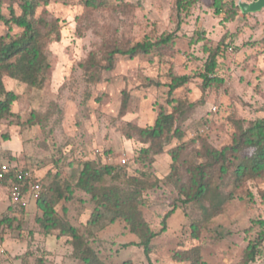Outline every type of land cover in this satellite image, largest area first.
I'll list each match as a JSON object with an SVG mask.
<instances>
[{
    "label": "rangeland",
    "instance_id": "374dc122",
    "mask_svg": "<svg viewBox=\"0 0 264 264\" xmlns=\"http://www.w3.org/2000/svg\"><path fill=\"white\" fill-rule=\"evenodd\" d=\"M10 1L4 2L6 14ZM98 1L101 6L93 7L86 6V0H49L38 8V15L58 20L61 37L48 44L50 67L42 86L4 78L7 89L18 97L10 108L14 115L0 117V163L30 170L43 184L44 194L57 175L66 196L56 210L77 225L107 264H193L176 259L179 251L188 249L196 250L198 264H237L264 227L259 223L264 220V175L236 183L231 172L223 174L216 164L208 176L210 194L201 202L184 203L181 187L188 184L190 169L205 160L197 156L203 139L222 149L232 143L234 119L264 117V8L243 15L239 9L235 19L228 20V11L239 1L253 0H197L188 14L182 13L179 24L175 0ZM14 5L20 13L17 0ZM18 31L14 27L11 33ZM164 31L175 32L165 60L158 54L153 60L118 55L114 68L103 70L97 83L86 81L81 63L92 49L103 42L156 39ZM0 32L6 34L8 28L1 24ZM226 33L217 57V75L223 82L203 92L200 73L207 48H215ZM170 67L190 77L171 99ZM126 94L129 102L122 115ZM178 107L184 110L178 115L187 146L174 168L167 149L181 141L173 140L162 153L141 154L148 144L129 133L134 124L153 126L161 108ZM89 158L116 166L99 185L136 195L142 216L158 233L149 258L128 224L110 221L111 211L78 186L82 162ZM133 175L137 181L129 179ZM223 197L217 210L212 202ZM172 209L162 230L164 216ZM16 210L18 215L7 212L0 217L11 219L4 226L12 238L27 240V253H36L38 260L55 263V238L49 241L53 252H48L43 245L46 235L36 220L41 210ZM93 212H100L99 221H93ZM65 249L61 254L68 257L70 248ZM72 263L85 264L79 258ZM251 264H264V240Z\"/></svg>",
    "mask_w": 264,
    "mask_h": 264
},
{
    "label": "trees",
    "instance_id": "16d2710c",
    "mask_svg": "<svg viewBox=\"0 0 264 264\" xmlns=\"http://www.w3.org/2000/svg\"><path fill=\"white\" fill-rule=\"evenodd\" d=\"M17 1L20 13L16 11L15 0H11L7 6L8 13L6 14L4 11L5 0H0V27L3 24L8 28L6 34L0 32V117L14 115L10 108L18 97L15 92L7 89L4 78L9 77L19 80L32 87L42 86L46 80L45 73L50 67L47 53L48 44L53 40H59L61 37L60 24L57 19L48 18L43 13L37 14L38 8L49 0ZM196 1L175 0L179 24L183 20L182 13L188 14ZM101 3L98 0H86V6L99 7ZM222 6L227 10L225 4ZM239 9L240 7L237 5L234 6L233 10L228 11V20H234ZM14 27L18 28L19 31L11 33ZM227 35L228 33L221 38L215 48H207L209 55L205 62V69L200 73L203 80V92H206L213 84L223 82V78L217 75L219 66L217 57L221 51L220 45L224 43ZM174 38V31H164L156 39L145 38L135 43L103 42L98 48L92 49L81 63L86 81L92 84L97 83L101 79L103 70L114 68L116 56L118 55L129 58L142 55L153 60L155 54H158L162 60H165ZM168 76L170 77L168 95L171 99L174 91L185 85L190 77L189 75L175 73L172 67H170ZM128 102V95L126 94L121 106L122 115L127 111ZM180 103L184 104L182 101ZM178 110L179 107L174 111L161 108L153 126L143 127L134 124L133 131L129 133L131 138L148 144L141 149V154L162 153L165 151V146L171 144L173 140L181 141L180 144L167 149L173 159L171 166H174V168L187 146L184 142L186 133L180 124L181 120L179 121L184 110L182 108L181 113ZM178 113L181 115H178ZM232 122L235 131L230 145L217 149L209 143L208 139L202 140L197 156L204 157L205 160L190 169L188 184L181 187L184 203L192 200L201 202L209 196L210 182L208 176L212 173L216 164H220V171L223 174L231 172L236 183L242 182L244 179L264 175V117L259 116L249 121L234 119ZM234 159L239 160L235 163ZM115 167V165L103 164L97 159H85L82 162L78 186L90 193L93 198L98 199L102 206L111 211L110 221L114 222L116 219H122L128 224L130 231L139 237L138 244L144 247L145 254L149 258L152 239L158 233L151 229L148 221L142 216L136 195L125 192L121 187L99 185L105 180L106 175L111 174ZM129 179L138 180L135 175L129 177ZM13 180L15 181V178ZM2 184L9 186L7 180L3 181ZM48 190L47 194H43L35 201L36 208L41 210V214L36 217V220L42 227L43 233L46 236L54 234L58 238H64L65 243L72 248L71 256L83 260L85 264H107L100 258L98 252L77 225L68 217L60 215L56 210V204L66 196V190L58 180L57 175H54L53 180L48 184ZM224 201L225 197L216 198L212 202V206L220 210ZM172 212L173 209L165 214L162 230L165 228L166 220ZM7 216L5 215L0 220V225L5 221H11ZM91 217L94 222L99 221L100 212H93ZM259 223L264 226V220L259 221ZM263 240L264 227L260 231L259 239L249 241L237 264H251L260 252ZM176 259H188L193 264L199 263L195 249L179 251L176 254Z\"/></svg>",
    "mask_w": 264,
    "mask_h": 264
},
{
    "label": "crops",
    "instance_id": "0c3cea01",
    "mask_svg": "<svg viewBox=\"0 0 264 264\" xmlns=\"http://www.w3.org/2000/svg\"><path fill=\"white\" fill-rule=\"evenodd\" d=\"M33 207H36L35 201L31 200L27 207L17 208H20L22 209V211L27 213ZM17 208L11 203L9 196V188L4 184H0V217L2 214H5L7 212L10 213L9 216L18 215L19 211L16 210ZM25 215L27 216V214ZM4 223L5 222H3L0 226V264H73L72 260L74 258H72L71 256L72 248L65 244V239L58 238L56 235L53 236L51 234L43 238L44 248L48 252H53L49 248V241H51L52 238H55L54 240L58 246L56 251L53 252L55 254L54 258H56V262L47 263L46 260H38L36 258V253H27L29 251L28 241L25 239L21 240V238L18 240L12 238L14 234H12V231L5 228ZM39 235L40 233L36 232V238H38ZM68 248L70 249L69 251H66V253H68V257H66L65 255L61 254V252L64 249L67 250ZM62 260L64 263L62 262Z\"/></svg>",
    "mask_w": 264,
    "mask_h": 264
},
{
    "label": "built area",
    "instance_id": "2783aa9c",
    "mask_svg": "<svg viewBox=\"0 0 264 264\" xmlns=\"http://www.w3.org/2000/svg\"><path fill=\"white\" fill-rule=\"evenodd\" d=\"M126 161V158L121 160L122 163ZM33 178L30 170L19 168L12 163H0V184L5 180L8 181L10 200L15 207H27L31 200L37 201L44 194L43 184Z\"/></svg>",
    "mask_w": 264,
    "mask_h": 264
},
{
    "label": "water",
    "instance_id": "95a60500",
    "mask_svg": "<svg viewBox=\"0 0 264 264\" xmlns=\"http://www.w3.org/2000/svg\"><path fill=\"white\" fill-rule=\"evenodd\" d=\"M238 6L240 7L241 14L258 12L264 8V0H253L251 2L239 1Z\"/></svg>",
    "mask_w": 264,
    "mask_h": 264
}]
</instances>
